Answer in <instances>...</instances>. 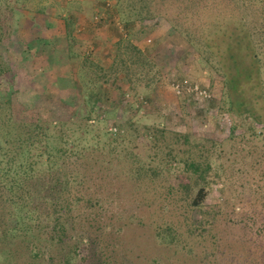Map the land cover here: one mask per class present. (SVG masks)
<instances>
[{
	"label": "rangeland",
	"instance_id": "374dc122",
	"mask_svg": "<svg viewBox=\"0 0 264 264\" xmlns=\"http://www.w3.org/2000/svg\"><path fill=\"white\" fill-rule=\"evenodd\" d=\"M117 1L0 0V108L4 113L0 119L15 114L24 117L20 121L42 123L44 117L39 121L33 116L39 111L50 112V121L64 124L58 135L66 136L85 129L78 125L80 121L86 123L83 120L90 115L91 93L100 92L102 97L95 111L99 117L89 122L91 129L82 139L91 146L85 154L94 158V145L100 151L87 174V188L89 194L96 190L101 193L103 204L95 212L83 210L100 222V232L77 219L64 243L42 247L43 256L34 264H65V255L74 252L73 246L80 247L81 255L72 264H264V169L252 166L254 158L249 153L255 152L247 142L252 121L248 113L241 118L228 113V106L220 101L223 84L213 64L207 63L184 36L166 28V22L156 23L158 28L153 25L156 17L164 21L176 17L178 26L185 28L186 24L197 38L201 23L226 7L234 8V1L223 0L222 5L197 0L193 6L192 0H122L120 7L115 6ZM258 4L254 10L264 19V2ZM144 5L153 15L151 21L130 19ZM132 21V45L152 61L157 71L155 80H149L150 87L139 84V65L125 64L120 68V78L127 75L128 81L111 88L105 85L104 89L90 85L85 64H109L119 41L127 38L125 30ZM145 21L148 26L143 25ZM66 22L69 30L65 29ZM147 27L156 30L148 33L144 30ZM218 43L223 45L225 40L218 38ZM130 80L138 95L131 92ZM112 81L113 76L111 85ZM183 81L189 82V89L194 85L209 87L216 102L202 101L194 93H190L192 98H178L173 86L180 85L183 90ZM248 85L241 87L247 106L242 110L260 111V88ZM125 102L130 106L124 107ZM131 120L143 131L145 127L168 129L154 142L162 140L167 148L192 149L200 161H205L203 156L208 158L213 171L201 210L192 211L181 191L171 196L172 185L179 184V171L160 167L154 158L161 155L154 154L153 143L145 144L135 133L126 144H111L112 129L124 123L129 129ZM43 132L39 130L36 143L42 141ZM175 139L180 143L174 145ZM187 139L190 144L185 146ZM71 162L80 166L84 160ZM148 167L160 175L147 171ZM138 169L149 177L136 182ZM209 207L216 211H209L212 217L204 219ZM13 213L18 214V210ZM202 219L204 225L200 226ZM167 227L171 231L165 232ZM8 241L11 244L0 242V252L9 248L8 256L15 264L32 263L33 239L20 236ZM0 264H4L3 258Z\"/></svg>",
	"mask_w": 264,
	"mask_h": 264
},
{
	"label": "trees",
	"instance_id": "16d2710c",
	"mask_svg": "<svg viewBox=\"0 0 264 264\" xmlns=\"http://www.w3.org/2000/svg\"><path fill=\"white\" fill-rule=\"evenodd\" d=\"M233 1L234 8L225 6L227 10H222L212 19L201 23V29L196 30L198 33L201 32L197 38L186 24H184L185 28L178 26L176 17L174 20L165 19V21L154 17L155 24L153 25L158 28L156 23L161 21L164 24L166 22V28H173L184 36L190 46L198 51L207 63L213 64L219 77L218 80L223 84L220 101L228 106V113L230 111L232 115L240 118L248 113L247 117L252 121L253 127L250 128L247 142L255 153L249 154L254 158L252 166L261 170L264 169V19H261V15L254 9L257 3L261 5L264 0ZM214 2L225 5L223 0H214ZM192 3L194 6L197 0H192ZM121 5L122 0H119L115 6L120 7ZM152 17L147 5H144L135 17L132 14L130 19L150 22L149 19ZM133 21L127 25V31L125 30L127 38L119 41L116 54L109 59L107 67L106 65L85 64V69L89 70L86 72V76H89L90 85L94 84L98 89L99 87L104 89L105 85L111 88L120 81H128L127 75L124 76L125 78L123 77L124 79L120 78L122 74L120 68L127 64L129 66L139 65V72L136 74L138 83L144 84L146 87L151 86L149 80H155L157 71L154 69L152 61L142 50L132 45L131 37L134 34L132 26H135ZM148 24L147 21L143 23L144 26H148ZM65 29L69 30L68 22H66ZM154 29V27H147L144 30L149 33ZM218 38H223L225 44L219 45ZM119 69L120 71L117 73ZM111 76H113L112 85L110 84ZM183 82L188 86V81ZM10 84L11 87H14V83ZM244 84L246 86L252 84L257 90L260 88L258 91V98L262 99L260 111L251 108L246 111L242 110L247 107L243 102L246 97L242 98L241 94V87ZM128 85L132 89L131 92L138 95L133 80H130ZM76 86L79 88L78 85ZM187 86L181 91V95L175 93L178 98H192ZM199 88L209 95V98L202 99V101H214V95L211 94L209 87L200 86ZM10 93L13 94V92ZM194 95L198 96V93H194ZM88 98L92 107H90V115L83 120L86 123L80 121L78 125L85 129L74 130L66 136L65 134L58 135L62 132L59 128H62L64 124L50 121L52 114L50 112L39 111V114L33 116L39 121L41 116L44 117L42 123L20 121L24 117L20 118L15 114H12L9 119L6 117L0 119V242L11 244L8 239H17L20 236L33 239L30 251L33 259L31 264L43 256V252L40 253L42 247L63 244L66 236L69 235V230L75 227L77 219L81 220L78 223L90 224L93 228H97L96 230L100 228V222L94 221L89 213L83 211L92 210L91 212H95L103 204L101 193L96 190L95 193L89 194L90 189L87 188L90 175L87 174L93 170L92 162L96 161L95 158L100 151L95 145L92 146L91 154L94 156L92 158L88 153L85 154L91 146L87 147L86 143L82 141L85 131L91 129L92 125H89V122L99 117L95 111L102 97L100 92H92ZM198 102L201 101L198 100ZM126 105L130 106L128 102L123 103L124 107ZM130 110L129 107L128 112ZM135 114L138 115L139 111H135ZM3 115L0 108V116ZM128 124L129 129H127L126 123L119 124L118 129H112L111 132L114 133L110 134L111 144H126L135 133L144 138L145 144L153 143L152 151L155 155H161V157L154 158L159 162L160 167L174 173L179 171V184L178 186L172 185L171 196H175L178 191H181L186 195L184 201L187 200L191 203L189 206L192 211L201 210L208 197V176L213 171L212 164L206 161L208 158L203 156L205 161H200L199 157L193 156L192 149L167 148L162 140L154 142V138L162 137L167 133V128L163 130L145 127L143 131L142 127H136V123H133L132 120ZM39 130L44 131L41 134L43 138L42 141L36 143ZM82 131L84 133L81 134ZM52 132H56L59 137L56 139ZM51 134L52 137H50ZM175 141L174 145L180 143V139H175ZM189 144L190 140L187 139V143L183 145ZM164 149H167V152H164ZM111 156L110 154L109 157ZM71 159L84 160V162L80 166H74ZM108 164L109 166L113 164L111 159ZM139 169L134 173L136 182H142L149 177L147 172ZM147 169L154 175L157 173L160 175L151 167ZM132 174L131 170L129 176ZM129 176L128 179H131ZM15 209L18 210L16 215L13 213ZM218 210L222 214V210L220 208ZM209 211L216 210L209 207L206 215L203 216L204 219L212 217ZM202 225H204L203 219L200 226ZM169 231H171V227L165 228V232ZM16 234L21 235L16 236ZM73 247L74 252L70 248L71 254L65 255L63 260L65 264H72V261L81 255L80 247ZM8 253L9 248L0 252V260L3 258L4 264H15V259L12 260Z\"/></svg>",
	"mask_w": 264,
	"mask_h": 264
},
{
	"label": "built area",
	"instance_id": "2783aa9c",
	"mask_svg": "<svg viewBox=\"0 0 264 264\" xmlns=\"http://www.w3.org/2000/svg\"><path fill=\"white\" fill-rule=\"evenodd\" d=\"M107 6H110V4L107 3ZM188 85H189V84H188ZM186 86H187V85H186ZM173 87H174L176 93H177L178 95H181V91H182L181 86H180V85H174ZM187 88H188V90H189V93H198V96L202 97V99L209 98L208 93L205 92V91H201L198 85H194V87L191 88V89H189V87H187Z\"/></svg>",
	"mask_w": 264,
	"mask_h": 264
}]
</instances>
